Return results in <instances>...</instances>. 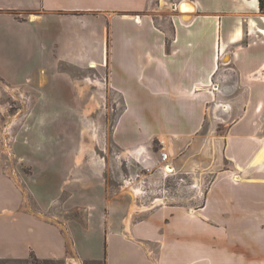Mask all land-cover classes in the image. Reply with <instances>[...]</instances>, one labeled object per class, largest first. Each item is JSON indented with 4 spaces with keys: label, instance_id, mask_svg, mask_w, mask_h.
<instances>
[{
    "label": "crops",
    "instance_id": "1",
    "mask_svg": "<svg viewBox=\"0 0 264 264\" xmlns=\"http://www.w3.org/2000/svg\"><path fill=\"white\" fill-rule=\"evenodd\" d=\"M182 1L194 11H179ZM29 2L1 4L0 13L26 26L45 16L63 18L68 26L59 28L67 43L58 46L60 54L77 68L95 65L106 75L105 86L122 97L126 108L117 128L127 127L126 120L131 124L118 145L126 152L137 149L147 163L154 158L152 139L164 136L170 153L182 154L214 107L216 117L228 124L222 154L229 168L214 175L194 214L160 208L128 225L121 219L99 257L78 249L56 216L30 208L13 163L0 152V261L34 254L42 261L76 264L78 254L102 258L104 264H264V14L259 1ZM14 11L21 12L20 19ZM45 32L40 27L42 43ZM88 57L98 60L84 63ZM5 83L0 77V96Z\"/></svg>",
    "mask_w": 264,
    "mask_h": 264
},
{
    "label": "rangeland",
    "instance_id": "2",
    "mask_svg": "<svg viewBox=\"0 0 264 264\" xmlns=\"http://www.w3.org/2000/svg\"><path fill=\"white\" fill-rule=\"evenodd\" d=\"M20 1L0 0V5ZM182 10L189 8L184 4ZM20 13L12 15L20 19ZM61 19L45 16L26 26L0 13V77L9 88L0 96V152L13 163L30 208L56 216L78 249L102 257L104 242L121 219L135 222L160 208H185L189 214L200 208L214 175L229 168L222 154L228 124L209 107L210 115L186 140L182 154L170 153L166 137L153 138L154 158L142 163L145 156L137 149L126 152L118 145L131 121L118 130L126 107L121 95L105 86L106 75L92 63L72 66L60 54L67 43L60 28L68 26ZM40 27L46 31L43 43ZM90 59L98 60L88 57L84 63ZM13 88L25 92L27 106ZM162 151L168 162L160 160ZM166 164L174 169L167 176L161 171ZM32 256L0 264H65ZM76 257V264H104L102 258Z\"/></svg>",
    "mask_w": 264,
    "mask_h": 264
},
{
    "label": "built area",
    "instance_id": "3",
    "mask_svg": "<svg viewBox=\"0 0 264 264\" xmlns=\"http://www.w3.org/2000/svg\"><path fill=\"white\" fill-rule=\"evenodd\" d=\"M9 88L6 87V90H8ZM12 90H17L16 91V98H19L18 101L22 103V105H26L29 104V102L27 103V96L25 95V92L22 91L21 89H15L13 88ZM160 160L162 162H168L169 161V154L166 151H162L160 152ZM170 166L169 164H166L164 167H162L161 171L164 175H168L169 173H172L174 171V169L172 168V172H168L167 171V167Z\"/></svg>",
    "mask_w": 264,
    "mask_h": 264
},
{
    "label": "bare ground",
    "instance_id": "4",
    "mask_svg": "<svg viewBox=\"0 0 264 264\" xmlns=\"http://www.w3.org/2000/svg\"><path fill=\"white\" fill-rule=\"evenodd\" d=\"M184 4H186V5L188 6L190 12H191V11H194V9H195L194 6H193L190 2H187V1H184V2H182L180 5H178V10H179V11H182V5H184ZM84 136H85V134H84ZM167 171H168V172H172V168H171L170 166H168V167H167ZM145 210H146V209H145ZM129 218H130V217H127V219L125 220L126 225H128Z\"/></svg>",
    "mask_w": 264,
    "mask_h": 264
},
{
    "label": "trees",
    "instance_id": "5",
    "mask_svg": "<svg viewBox=\"0 0 264 264\" xmlns=\"http://www.w3.org/2000/svg\"><path fill=\"white\" fill-rule=\"evenodd\" d=\"M259 1V8L261 11H264V0H258ZM34 257L35 259H37L35 256H32ZM43 262H46V261H43Z\"/></svg>",
    "mask_w": 264,
    "mask_h": 264
},
{
    "label": "water",
    "instance_id": "6",
    "mask_svg": "<svg viewBox=\"0 0 264 264\" xmlns=\"http://www.w3.org/2000/svg\"><path fill=\"white\" fill-rule=\"evenodd\" d=\"M182 2H184V1H182ZM182 2H180V4H181ZM180 4H179V5H180Z\"/></svg>",
    "mask_w": 264,
    "mask_h": 264
}]
</instances>
